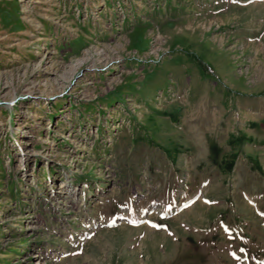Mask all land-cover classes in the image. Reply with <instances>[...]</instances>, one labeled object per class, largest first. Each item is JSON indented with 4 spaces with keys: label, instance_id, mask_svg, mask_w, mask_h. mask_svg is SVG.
I'll return each mask as SVG.
<instances>
[{
    "label": "rangeland",
    "instance_id": "1",
    "mask_svg": "<svg viewBox=\"0 0 264 264\" xmlns=\"http://www.w3.org/2000/svg\"><path fill=\"white\" fill-rule=\"evenodd\" d=\"M0 264H264V0H0Z\"/></svg>",
    "mask_w": 264,
    "mask_h": 264
},
{
    "label": "bare ground",
    "instance_id": "2",
    "mask_svg": "<svg viewBox=\"0 0 264 264\" xmlns=\"http://www.w3.org/2000/svg\"><path fill=\"white\" fill-rule=\"evenodd\" d=\"M177 94V92H174L173 94H172V96H175Z\"/></svg>",
    "mask_w": 264,
    "mask_h": 264
}]
</instances>
